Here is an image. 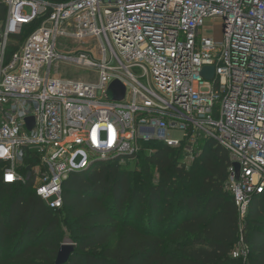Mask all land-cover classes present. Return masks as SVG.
<instances>
[{
    "label": "built area",
    "instance_id": "built-area-1",
    "mask_svg": "<svg viewBox=\"0 0 264 264\" xmlns=\"http://www.w3.org/2000/svg\"><path fill=\"white\" fill-rule=\"evenodd\" d=\"M0 2L4 183L32 180L62 210L64 182L99 160L125 163L163 145L191 165L212 140L230 154L226 188L245 218L264 193V0ZM31 26L8 57L12 35ZM63 66L94 73L71 77ZM116 80L126 88L120 101L109 97ZM240 245L233 256L247 261Z\"/></svg>",
    "mask_w": 264,
    "mask_h": 264
},
{
    "label": "trees",
    "instance_id": "trees-1",
    "mask_svg": "<svg viewBox=\"0 0 264 264\" xmlns=\"http://www.w3.org/2000/svg\"><path fill=\"white\" fill-rule=\"evenodd\" d=\"M5 15L0 2V22ZM34 26L12 37L23 42ZM12 52L7 50V56ZM156 148L153 153L141 152L135 160L98 161L73 173L63 184L62 210L50 208L37 195L32 180L4 183L0 168V264H56L63 210L77 235V248L65 264H264V193L252 199L242 226L234 195L226 188L229 152L215 141H206L198 168L188 170L181 164L180 149ZM143 156L146 170H156L155 183L144 175L138 184L122 168L141 162ZM183 184H189L181 192L185 214L179 218V210L170 209L172 238L185 243L184 250L176 253L165 248L157 225ZM142 205L150 216L146 227L134 223ZM240 236L249 247L247 261L233 256Z\"/></svg>",
    "mask_w": 264,
    "mask_h": 264
},
{
    "label": "rangeland",
    "instance_id": "rangeland-1",
    "mask_svg": "<svg viewBox=\"0 0 264 264\" xmlns=\"http://www.w3.org/2000/svg\"><path fill=\"white\" fill-rule=\"evenodd\" d=\"M27 10L29 12H31V9L29 7H27ZM215 21H209V25H215ZM220 28H221V24L217 23L216 24V34L218 35L220 32ZM18 41L15 40L14 37H11V44L8 47V51L12 52V50L14 49V47L17 45ZM1 50V49H0ZM61 70L63 72H65L66 74H68L71 77H86V78H91L93 75V71L92 70H84V69H79L76 67H68V66H63L61 68ZM173 137H181V133L178 131L172 132L171 134ZM114 159H106V160H99L102 162H112ZM141 162H135L133 161L132 164L127 165V166H122V168L127 169L130 172V176L132 178H134V180H136V182L138 184L142 183L144 181L143 176L146 175L147 176V180L149 182L155 183L156 182V170H154L152 167L148 168V170H146L147 168V162L144 159H141ZM199 166V160H195V162L193 164H186L185 167L188 170H193L194 168H198ZM148 171V172H146ZM147 186V185H146ZM145 186V188H146ZM187 188L189 187V184H183L178 186L177 190H175V196L170 198V207L168 208V212L164 213L165 215V219H163L161 221V223L159 225H157L158 231L160 233V235L163 237L164 239V244H165V248L168 251L171 252H176V253H181L184 250V241L183 239H173V231H170V209H172L173 211H175L176 209L179 210V212L176 214L177 217H181L179 216V214H185L186 209L183 208L181 202V192L183 188ZM180 194V195H179ZM142 209L140 212V217H138V219L134 220V223L137 226L140 227H146L148 226V219H149V214L147 211V207L146 205H142ZM161 211H164V208H161ZM59 216L61 218V222L59 224V232H60V238H61V242H60V248L63 244H67V243H71L73 245H76L77 248V243H76V239H77V235H76V230H75V226L71 224V219L69 218L68 212L66 210H63L59 213ZM241 225L243 226L245 224V218H241ZM243 238L240 236L239 240H238V244L236 245V250H238L240 248V244H241V240ZM9 248L5 249V254H8L9 252ZM243 264V263H241Z\"/></svg>",
    "mask_w": 264,
    "mask_h": 264
},
{
    "label": "water",
    "instance_id": "water-1",
    "mask_svg": "<svg viewBox=\"0 0 264 264\" xmlns=\"http://www.w3.org/2000/svg\"><path fill=\"white\" fill-rule=\"evenodd\" d=\"M1 27L2 24L0 22V44L2 42ZM214 74H215V68L211 66L204 67L202 71V75L205 76L207 79H212L214 77ZM125 94H126V88L119 80H116L111 84L109 89L110 99L120 101L125 98ZM28 121L30 127H32L34 123L33 119H29ZM235 166L239 170V165L235 163ZM75 250H76V245H73L71 243L63 244L58 253L56 264L67 263L70 260L72 254L75 252Z\"/></svg>",
    "mask_w": 264,
    "mask_h": 264
},
{
    "label": "snow or ice",
    "instance_id": "snow-or-ice-1",
    "mask_svg": "<svg viewBox=\"0 0 264 264\" xmlns=\"http://www.w3.org/2000/svg\"><path fill=\"white\" fill-rule=\"evenodd\" d=\"M7 179H8V180H12L13 177H12L11 175H9V176L7 177Z\"/></svg>",
    "mask_w": 264,
    "mask_h": 264
}]
</instances>
